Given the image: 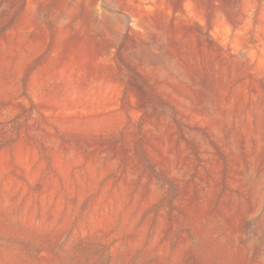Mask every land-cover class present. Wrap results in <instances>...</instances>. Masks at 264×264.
Listing matches in <instances>:
<instances>
[{
	"label": "rangeland",
	"instance_id": "1",
	"mask_svg": "<svg viewBox=\"0 0 264 264\" xmlns=\"http://www.w3.org/2000/svg\"><path fill=\"white\" fill-rule=\"evenodd\" d=\"M0 264H264V0H0Z\"/></svg>",
	"mask_w": 264,
	"mask_h": 264
}]
</instances>
